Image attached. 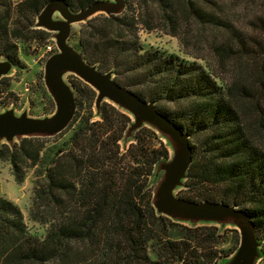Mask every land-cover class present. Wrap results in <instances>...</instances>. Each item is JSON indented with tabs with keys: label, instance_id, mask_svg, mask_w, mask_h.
Masks as SVG:
<instances>
[{
	"label": "trees",
	"instance_id": "obj_1",
	"mask_svg": "<svg viewBox=\"0 0 264 264\" xmlns=\"http://www.w3.org/2000/svg\"><path fill=\"white\" fill-rule=\"evenodd\" d=\"M49 1L0 0V56L14 67L18 45L45 46L49 33L34 23ZM62 1L78 12L102 0ZM252 1L134 0L120 15L88 20L73 47L188 135L192 162L177 196L245 211L264 256V17L245 12ZM139 30L175 37L192 62L144 51ZM69 82L76 110L65 141L58 142L66 130L0 145L16 184L36 170L29 219L45 227L41 238L31 235L18 207L0 197V264H217L227 256L216 250L217 228H189L155 212L151 178L168 158L156 134L142 128L121 151L130 119L107 103L97 121L92 112L80 116L82 92L89 110L95 92L73 76ZM0 87L7 90L4 79Z\"/></svg>",
	"mask_w": 264,
	"mask_h": 264
},
{
	"label": "water",
	"instance_id": "obj_2",
	"mask_svg": "<svg viewBox=\"0 0 264 264\" xmlns=\"http://www.w3.org/2000/svg\"><path fill=\"white\" fill-rule=\"evenodd\" d=\"M125 10L124 0L96 1L78 12L72 11L62 0L49 1L36 16L34 28L51 34L55 52L43 65V85L54 104L49 117L31 118L25 113L16 116L13 110L0 113V145L12 147L22 139L54 138L65 131L75 114L74 90L65 76H73L95 92L93 108L99 120L102 103H107L129 119L127 131L120 141L121 151L129 145L127 140L142 127L153 131L163 141L168 158L157 164L152 175L151 203L158 215L186 227L230 226L238 233V247L225 264H257L262 257V242L258 241L250 217L245 211L221 202H190L174 194L184 181L192 162L189 137L166 116L153 102L140 99L113 80L112 71L100 72L97 65L89 64L69 44L74 24H85L98 16L120 15ZM58 15V18H54ZM14 66L0 56V79ZM93 120V119H92ZM169 150L172 154H169ZM160 174L153 186L154 175ZM218 227V228H219Z\"/></svg>",
	"mask_w": 264,
	"mask_h": 264
},
{
	"label": "rangeland",
	"instance_id": "obj_3",
	"mask_svg": "<svg viewBox=\"0 0 264 264\" xmlns=\"http://www.w3.org/2000/svg\"><path fill=\"white\" fill-rule=\"evenodd\" d=\"M124 1L125 9L128 7L126 3L129 2V4L132 5L133 3L131 2H134V0ZM245 12H248L250 15L264 17V0H253L250 8H247ZM227 13L230 17L235 15L237 16L238 14L241 16V12L238 10H230L227 11ZM54 18L57 19L58 15H55ZM82 25L83 23H79L72 26L69 39V44L72 47L76 42L78 32ZM138 38L144 51H155L163 56H175L187 62H192V59L186 56L182 51L178 40L175 37L166 35L159 30H153L151 32L139 30ZM47 45H53L51 34H49L47 40L45 41V46L36 43H31V45H27L26 47L18 45V59L21 65L19 67H14L6 76H3L0 79H4L5 84L8 86L7 90H2V87H0V113L7 110H13L16 116H20L25 113L31 118L40 119L52 115L54 112V104L44 88L42 76L44 62L50 54L55 52V50L50 54L45 53V47ZM24 49L26 51H24ZM69 77L70 76L68 75L65 76L64 80L70 85ZM74 97L76 102L75 91ZM89 98L90 94L84 90L81 96V101L83 102L79 108V114L80 116H84L88 114L90 115L92 112L93 121H97L98 118L95 115L93 104L90 110L87 108ZM72 129L73 127L66 130L63 135H60L58 142L61 143L65 141L71 134ZM137 138L147 143V145H149L152 149L159 147L158 142L156 140H152L148 135L141 134L138 135ZM131 142L132 138L127 140V144H130ZM161 142L163 143V141ZM169 154H172L171 150H169ZM129 160V157H127L124 160V163H128ZM35 175L36 170L34 168L26 169L22 183L16 184L9 163L0 161V197L16 205L23 216V221L28 232L33 236L41 238L44 235L45 227L31 222L29 219ZM159 176L160 174L158 175L155 173L153 186ZM184 190L185 188L179 187L175 190L174 194L178 195ZM218 227L219 226H217V231L222 238L220 243L216 246V250L229 253L227 256L218 260L217 264H225L227 259H229L236 251L238 244L236 246L233 244L234 235L232 231H235L234 228L230 226ZM237 237L239 240L238 233ZM257 264H264V256L261 257Z\"/></svg>",
	"mask_w": 264,
	"mask_h": 264
},
{
	"label": "built area",
	"instance_id": "obj_4",
	"mask_svg": "<svg viewBox=\"0 0 264 264\" xmlns=\"http://www.w3.org/2000/svg\"><path fill=\"white\" fill-rule=\"evenodd\" d=\"M55 50V47H54V45H47L46 47H45V53H52L53 51Z\"/></svg>",
	"mask_w": 264,
	"mask_h": 264
}]
</instances>
